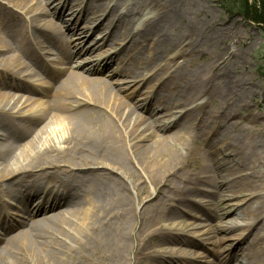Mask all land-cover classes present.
Instances as JSON below:
<instances>
[{
	"label": "bare ground",
	"instance_id": "6f19581e",
	"mask_svg": "<svg viewBox=\"0 0 264 264\" xmlns=\"http://www.w3.org/2000/svg\"><path fill=\"white\" fill-rule=\"evenodd\" d=\"M84 1L0 0V264H228L236 256L221 242L230 237L217 239L216 234L257 224L247 245V236L238 237L235 248L242 264H264V195L258 197L264 180L243 189L248 191L244 206L231 211L235 218L247 215L242 223L198 222L204 229L189 236L161 219L192 213L180 207L187 192L212 194L199 182L215 186L227 181L206 174L209 166L189 161L185 166L199 172L180 177V184H166L168 176L178 177L182 149L204 135L198 125L193 130L187 124L199 117L217 130L226 109L222 91L215 113L203 116L207 103H197L203 95L214 101V85L221 84L219 64L188 69L189 59L159 62L181 6L173 0H134L132 9L116 14L124 1ZM147 5L157 13L145 16ZM107 8L110 17L104 20ZM115 17L119 25L114 30L83 44L89 36L83 27L98 21V30H106ZM67 31L78 33L68 37ZM117 40L125 50L121 56L112 46L95 51ZM159 65L164 66L162 77L148 69ZM106 68L107 76L123 80L104 78ZM148 79L158 85L136 103L127 94L130 88L119 87ZM222 137L224 148L213 151H229L225 155L231 162L244 165L251 148L264 159V145L255 137ZM228 162L223 159L219 166ZM138 178L150 186L137 184ZM157 201H170L162 215L150 211ZM189 206L200 210L206 204ZM208 241L216 248H208Z\"/></svg>",
	"mask_w": 264,
	"mask_h": 264
},
{
	"label": "rangeland",
	"instance_id": "374dc122",
	"mask_svg": "<svg viewBox=\"0 0 264 264\" xmlns=\"http://www.w3.org/2000/svg\"><path fill=\"white\" fill-rule=\"evenodd\" d=\"M122 1H124V5L122 9H118L116 14H118L120 10L124 11L126 8L132 9L134 7V0ZM168 1L169 0H165L166 3H168ZM173 1H177L178 5L181 6V17L175 26L169 25V42L160 50L159 62L163 65L165 63L172 64L174 61L182 62L184 59H189L188 69H202L206 64H219L216 71L217 76L221 81L225 80L229 82L225 84L221 81V84L215 83L214 101H211V98L208 99L206 95L199 97L197 100V103H207L203 107L205 111L203 112V116L206 113H215L217 111V106H219L223 100V97L220 95L222 91L226 97V109L223 110L225 113H223L224 116L221 118L223 125L216 130L211 122H208L205 126L203 123L206 121L202 122L199 117L195 122H189L187 125L193 128V130L197 125L199 128H202L204 135L203 137L195 136L192 145H189L186 150L182 149V153L185 157L181 159L182 168L178 169V177L168 176L166 178V184H180V177L183 178V176L188 175V172H191V176L199 172L198 169L192 170L188 165L185 166L186 162L195 161L209 166L211 170L206 174H218L219 179L222 178V176L227 179L225 183L220 185L217 183L215 186H209L204 182L200 183L198 181V187L204 190L207 189V191L210 190L212 194L207 196L206 194L197 195L194 192H187L185 194L187 202L185 201L180 207L185 210L189 209L192 213L190 215L181 214L168 221H164L163 217L161 218L164 222L163 225L171 230H175V232L181 231V233L185 235L190 234L189 236H196L197 234H195L194 231L200 229L198 228L199 225H196L198 222L209 223L213 226L221 223L225 224L228 219H233L234 222L238 223L244 222L247 219L246 214L243 215V217L235 218V215H233L231 211L238 206H244V196L247 195L248 191L243 189L250 186H257L264 180V159L259 158L258 151H254V148L248 149L245 163L242 166L239 165L238 162L230 161L232 159L231 156L228 155L227 157L225 155L229 151H226L224 154L220 153L218 150L216 152L213 151L214 148L220 145L224 148V144L222 143L225 141L222 136L225 134L243 139L255 137L264 145V31L256 23L245 21L240 16H230L226 14L214 0ZM56 2L57 1H54L53 3ZM86 2L93 3L94 0H85L83 5L86 4ZM104 2H108V0H97L94 3ZM144 8V12L148 11L145 16H153L157 13V10L152 5H147ZM99 9H101V7ZM136 9L139 11L142 10L140 7H136ZM104 14L105 16L107 15L104 20L110 17L108 8L105 10ZM116 20L115 17L114 20L111 21L112 25L106 30H98V27H96L98 21L89 24L90 27L88 26V28L83 27L84 30H87L89 35L87 39H84L83 44L89 45L94 41H100L101 37L104 36L107 31L114 30V27L119 25V21ZM193 23H195V27L191 28ZM82 24H84L83 21L79 22V25L82 26ZM77 33L78 31H67L68 37L77 36ZM117 41V43L113 44H108V41H106L101 48L95 51L99 53L112 46V49L115 47V51L119 50L118 53L121 56L125 50L123 51L121 44H119L121 40ZM128 42L129 37L124 40V44ZM189 43H192V45L194 44L193 49L180 55L179 52L183 48H187ZM144 55L145 53L143 52L141 56L144 57ZM141 56L139 55L136 59H139ZM223 59H225L224 62H222ZM175 65L171 66L169 72L175 68ZM148 69L150 72H159L161 77L164 75V66H148ZM108 70L109 68L103 70L102 73H104V78L108 80H115L116 78L123 80L121 79L123 77L107 76L106 73L109 72ZM124 85H126L125 87H128V89L130 88L127 94L130 93L131 102L136 103L139 102L137 99L138 97L145 96L144 93L149 87L153 86L152 89H155L158 82L155 79H148L138 85L132 86L131 84H123L119 87H123ZM123 91H121L122 96L127 92ZM124 98L130 101L125 95ZM141 113L146 117L148 116L144 112ZM225 117H228V119ZM223 159L230 163H226L225 166H219ZM248 160L250 161L248 162ZM199 174L206 175L205 173ZM135 182L137 184L142 183L146 186H150L147 179L138 178ZM163 191L166 193V188H163ZM132 193L134 196L137 195L136 190H133ZM4 194L1 193V196L5 197ZM263 195L264 190H260L258 192V197H263ZM169 202L163 204L161 201H157L151 207L150 211H153L152 213L154 214L162 215L168 208ZM190 202H195L199 205L205 203L206 206H203L200 210H193V208L189 206ZM219 209H221V211ZM215 212L217 215H215ZM185 222L189 223L187 227L185 226ZM257 225L255 228L242 225L228 231H220L216 234L217 239L230 237L228 240L221 242L222 245L227 247L226 249H230L228 251L229 254L236 256L235 259L231 257L228 264H242L240 251L235 248L238 244L237 238L247 236V240L245 241L247 245L248 241L252 239L254 233L257 231ZM203 229H200V231ZM206 245L210 249L216 248L212 241L206 242ZM173 247L178 248L179 245ZM234 248L235 250H233ZM232 250L233 252H231Z\"/></svg>",
	"mask_w": 264,
	"mask_h": 264
},
{
	"label": "trees",
	"instance_id": "16d2710c",
	"mask_svg": "<svg viewBox=\"0 0 264 264\" xmlns=\"http://www.w3.org/2000/svg\"><path fill=\"white\" fill-rule=\"evenodd\" d=\"M230 16L259 25L264 31V0H214Z\"/></svg>",
	"mask_w": 264,
	"mask_h": 264
}]
</instances>
